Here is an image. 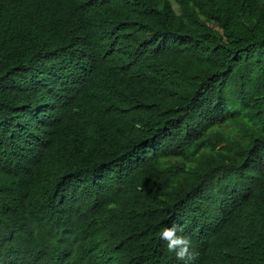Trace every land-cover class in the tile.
Returning <instances> with one entry per match:
<instances>
[{
	"label": "trees",
	"instance_id": "1",
	"mask_svg": "<svg viewBox=\"0 0 264 264\" xmlns=\"http://www.w3.org/2000/svg\"><path fill=\"white\" fill-rule=\"evenodd\" d=\"M174 1L0 0V264H264V0Z\"/></svg>",
	"mask_w": 264,
	"mask_h": 264
},
{
	"label": "clouds",
	"instance_id": "2",
	"mask_svg": "<svg viewBox=\"0 0 264 264\" xmlns=\"http://www.w3.org/2000/svg\"><path fill=\"white\" fill-rule=\"evenodd\" d=\"M160 238L167 242L166 248L169 253H175L177 259L191 261L195 254L191 251V240L186 236L177 235V227H164L159 233Z\"/></svg>",
	"mask_w": 264,
	"mask_h": 264
},
{
	"label": "rangeland",
	"instance_id": "3",
	"mask_svg": "<svg viewBox=\"0 0 264 264\" xmlns=\"http://www.w3.org/2000/svg\"><path fill=\"white\" fill-rule=\"evenodd\" d=\"M170 2L172 3V6H173L174 10L176 12H179L180 9H179L178 4L174 0H170Z\"/></svg>",
	"mask_w": 264,
	"mask_h": 264
}]
</instances>
